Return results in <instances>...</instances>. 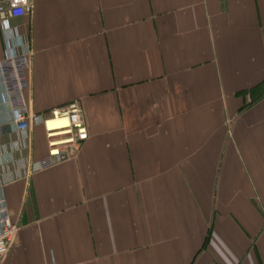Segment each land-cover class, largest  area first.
<instances>
[{
  "label": "crops",
  "instance_id": "1",
  "mask_svg": "<svg viewBox=\"0 0 264 264\" xmlns=\"http://www.w3.org/2000/svg\"><path fill=\"white\" fill-rule=\"evenodd\" d=\"M31 3L0 61L26 35L33 112L79 101L88 138L26 176L0 77L2 264H264V0Z\"/></svg>",
  "mask_w": 264,
  "mask_h": 264
},
{
  "label": "built area",
  "instance_id": "2",
  "mask_svg": "<svg viewBox=\"0 0 264 264\" xmlns=\"http://www.w3.org/2000/svg\"><path fill=\"white\" fill-rule=\"evenodd\" d=\"M32 0H7L0 4V20H16L32 10ZM4 56L0 61V77L3 86L2 103L7 105L12 129L16 133V142L20 150L30 152L33 128H43L47 158L41 161H27L25 175L46 171L60 162L70 159L78 148L87 140L88 132L84 121L83 110L79 101L54 108L46 114L33 112L26 99L29 76L31 74L32 52L25 47L26 35L19 34L16 29L8 28L3 37ZM15 43V47L13 46ZM17 46H21L18 51ZM25 47V49H24ZM64 118L67 127L55 131L46 130V123L52 119ZM23 133V134H22ZM29 154V153H28ZM20 231L18 224L12 223L4 196L0 193V264L4 262L15 238Z\"/></svg>",
  "mask_w": 264,
  "mask_h": 264
},
{
  "label": "bare ground",
  "instance_id": "3",
  "mask_svg": "<svg viewBox=\"0 0 264 264\" xmlns=\"http://www.w3.org/2000/svg\"><path fill=\"white\" fill-rule=\"evenodd\" d=\"M66 127H67V120L64 118L52 119L46 123V128H47L46 130L50 132Z\"/></svg>",
  "mask_w": 264,
  "mask_h": 264
}]
</instances>
